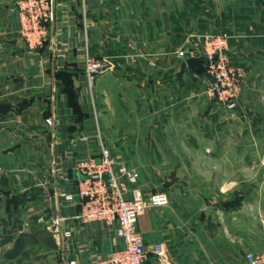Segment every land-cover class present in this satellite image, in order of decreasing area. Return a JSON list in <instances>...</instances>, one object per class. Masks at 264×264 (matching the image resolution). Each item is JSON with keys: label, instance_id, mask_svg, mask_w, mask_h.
I'll return each mask as SVG.
<instances>
[{"label": "crops", "instance_id": "crops-1", "mask_svg": "<svg viewBox=\"0 0 264 264\" xmlns=\"http://www.w3.org/2000/svg\"><path fill=\"white\" fill-rule=\"evenodd\" d=\"M17 29L16 0H0V103L7 108L0 114V264H96L122 247L116 227L71 220L80 208L59 197L77 192L75 161L97 152L78 136L95 134L97 122L112 156L139 171L145 198L169 197L138 220L146 264H163L152 253L156 243L167 251L165 264H245L243 252L264 251V0H55L41 49H29ZM224 33L232 62L245 68L234 111L209 100L207 77L185 62L196 48L190 37ZM86 49L112 67L92 89L83 73ZM180 50L189 56L179 58ZM211 109L224 136L234 132L241 141L237 147L188 144L204 138L188 125L200 116L208 125ZM176 155L193 157L180 158L186 179L160 170L158 159L171 164ZM244 190L249 195L239 197L233 215L216 220L205 207L200 218L195 206ZM57 218L73 232L68 253L53 236Z\"/></svg>", "mask_w": 264, "mask_h": 264}, {"label": "built area", "instance_id": "built-area-1", "mask_svg": "<svg viewBox=\"0 0 264 264\" xmlns=\"http://www.w3.org/2000/svg\"><path fill=\"white\" fill-rule=\"evenodd\" d=\"M53 0H16L17 33L31 50L41 49L49 36L48 25L53 21ZM230 36L202 34L190 37L188 43L196 45L190 57H204L205 76L207 77L206 96L209 100L223 105L234 111L242 93L245 68L232 62L229 51ZM64 43H59V56L64 55ZM181 59L189 55L185 50L177 53ZM111 64L107 60H97L86 49L83 73L92 89L97 77L110 70ZM94 115L98 120V111L91 92ZM53 118L47 120L53 124ZM78 141L84 144H96L97 152L75 161L77 175V192H60L59 197L80 211L71 218L81 225L105 223L109 228H115V236L122 241V247L116 249L106 259L96 264H144L149 257L145 248L144 237L138 231L139 218L150 206H165L169 197L165 193H157L146 199L137 187L140 173L137 169L120 163L112 156L111 148L106 144L102 133L98 129L95 134H81ZM106 174L108 180L102 175ZM64 218H57L53 224V232L57 241L64 240V251L68 253L71 247L73 232L63 229ZM61 225V226H60ZM163 264L169 261L163 244L156 243L152 250ZM245 264H264V251H248L245 254ZM61 264H77L75 260H64Z\"/></svg>", "mask_w": 264, "mask_h": 264}, {"label": "rangeland", "instance_id": "rangeland-1", "mask_svg": "<svg viewBox=\"0 0 264 264\" xmlns=\"http://www.w3.org/2000/svg\"><path fill=\"white\" fill-rule=\"evenodd\" d=\"M83 27H84L85 35H86V38H87L88 37V32H89V22L86 20V18L83 19ZM92 57L95 58L94 56H92ZM97 60H103V59H97ZM211 111H212V109H211ZM215 114L216 113L212 111L211 115L208 117V121H209L208 125L206 124V122H207L206 119L204 120V123H202L203 116H200L199 119H197V117L195 118L194 121L196 122V124L193 126L192 130L190 129V127L188 125V128H189L188 131L192 132V131L196 130V132H198L200 134H203V136H204V138L199 139V140H194L192 138H189L188 139V144L191 147H196V146H200V147H202V146L222 147L223 146V147H227V148H231L232 149V148L237 147L240 144L241 141L234 139V136H233L234 132L228 133L227 137L224 136L223 129L222 128L220 129L218 121H217L218 117L217 116L215 117L214 116ZM229 127H230V129H232L234 127V125L229 126ZM207 132L210 133L211 136H208ZM113 141H115V140H112L111 142H113ZM247 142L249 143V141H247ZM198 143H199V145H196ZM197 157L198 156H195V159H197ZM180 158L187 159V160L188 159L193 160V157L189 156V155L188 156L176 155V156H174V158H172V159L170 158L171 159V162H170L171 164H165V163H163L162 160L158 159L159 165L161 166L160 170L161 171L163 170V168H162V166H163V167H165V170L168 171V173L170 174V176L172 178H178V177L182 176L183 179H186V176H190L191 173L182 172L181 171V169L184 166V163L180 161ZM156 167L158 168V166H156L155 164H152V169L153 168L156 169ZM263 174H264V172L260 169L259 172H258V175L262 176ZM137 187H138V185H137ZM164 187L167 188L166 185H164ZM211 192L214 193V191H211ZM249 192H250V190H248V191L244 190L241 193L242 195L239 194V193L238 194L230 193L228 195L230 197L225 199V201L210 203V204H206V205H197L195 207H200L202 209V211H201V213L199 215L200 218L203 217L205 214H207L206 211H207V208L209 207L210 208V213L209 214H211L212 217L217 216V218H216V220H217L220 215H221V217H223L224 213H226V212H227V214L235 212L236 208L240 205L239 197H245V196L249 195ZM214 195H215V198H216L217 197L216 196L217 193L216 194L214 193ZM236 197H238V198H236ZM205 207H207V208H205ZM198 209L199 208H196V212L199 211ZM229 215H233V214H229ZM211 221L210 222L212 223V225L215 226L214 228L217 229L218 225H217L216 221H214V220H211ZM232 221H234V220L232 219ZM53 224H51L52 232L54 230ZM244 231L246 233H248L250 231L249 224H248V227H246V229H244ZM53 236H54V232H53ZM246 253L247 252H243L242 253L243 257H245ZM2 263L5 264L4 262H2Z\"/></svg>", "mask_w": 264, "mask_h": 264}, {"label": "water", "instance_id": "water-1", "mask_svg": "<svg viewBox=\"0 0 264 264\" xmlns=\"http://www.w3.org/2000/svg\"><path fill=\"white\" fill-rule=\"evenodd\" d=\"M53 9L55 12V0L53 2ZM188 68L192 70L197 76L204 77L205 75V64H204V57H189L185 60ZM104 180H108V176L106 174L102 175ZM146 264V262L144 263Z\"/></svg>", "mask_w": 264, "mask_h": 264}, {"label": "trees", "instance_id": "trees-1", "mask_svg": "<svg viewBox=\"0 0 264 264\" xmlns=\"http://www.w3.org/2000/svg\"><path fill=\"white\" fill-rule=\"evenodd\" d=\"M74 69H75V68H74ZM66 70H68V69H66ZM74 71H77L78 73H79V71L82 72V70H80V69L78 70V68H76ZM69 80H70V79H68V80L66 79L65 82H66L67 84H69V82L71 81V80H70V81H69ZM70 83L72 84V82H70ZM69 93H70V96H71V91H69ZM72 105L75 107L76 110H78V108H77V106H76L75 103L72 102ZM3 108H4V109H3ZM4 110H5V111L7 110L6 106H4V104H1V103H0V114H2ZM81 112H82V113L78 115L79 119H83L84 117H86V114H84L83 111H81ZM5 113H6V112H5Z\"/></svg>", "mask_w": 264, "mask_h": 264}]
</instances>
